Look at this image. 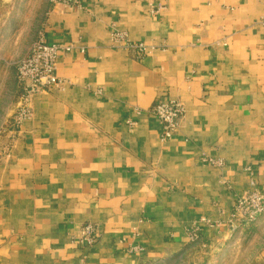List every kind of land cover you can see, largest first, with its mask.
I'll return each mask as SVG.
<instances>
[{
    "label": "crops",
    "instance_id": "crops-1",
    "mask_svg": "<svg viewBox=\"0 0 264 264\" xmlns=\"http://www.w3.org/2000/svg\"><path fill=\"white\" fill-rule=\"evenodd\" d=\"M44 12L60 85L30 98L0 151V264H168L194 229L213 253L235 249V201L264 190V0H81ZM157 101L184 109L169 139L150 114ZM246 264H264V242Z\"/></svg>",
    "mask_w": 264,
    "mask_h": 264
},
{
    "label": "rangeland",
    "instance_id": "rangeland-1",
    "mask_svg": "<svg viewBox=\"0 0 264 264\" xmlns=\"http://www.w3.org/2000/svg\"><path fill=\"white\" fill-rule=\"evenodd\" d=\"M46 2L48 0H0V151L9 150L14 140L8 132L13 129L20 97L16 68L31 45L40 39L39 27ZM231 220L230 230L240 226L237 232L241 233L235 249L217 254L194 241L188 251L168 264H246L264 242V213L253 223H244L241 214L233 215Z\"/></svg>",
    "mask_w": 264,
    "mask_h": 264
},
{
    "label": "built area",
    "instance_id": "built-area-1",
    "mask_svg": "<svg viewBox=\"0 0 264 264\" xmlns=\"http://www.w3.org/2000/svg\"><path fill=\"white\" fill-rule=\"evenodd\" d=\"M81 0H48L51 8L57 6H78ZM160 10L158 5L151 7L152 14ZM115 41L125 43V48L133 51L137 56L147 52L142 43H133L122 32L113 34ZM61 47L47 45L41 39L35 42L28 53L21 59L16 68V82L19 86L20 97L16 104L15 115L12 121L13 129L8 132L13 138L21 121L29 116L28 102L37 93H48L60 85L56 77V63ZM184 113L183 106L177 101H157L150 108V114L158 119L162 126V135L165 139L173 137L178 129V123ZM264 213V190L252 189L238 197L232 210L233 215L241 214L244 223H253L258 216ZM96 229L85 225L82 230L81 243L90 245L96 239ZM190 240H197V229L190 232Z\"/></svg>",
    "mask_w": 264,
    "mask_h": 264
}]
</instances>
